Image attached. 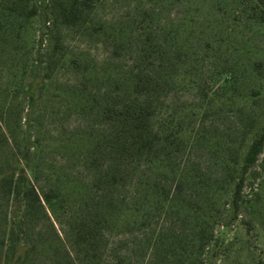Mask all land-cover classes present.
I'll return each instance as SVG.
<instances>
[{"label":"trees","instance_id":"obj_1","mask_svg":"<svg viewBox=\"0 0 264 264\" xmlns=\"http://www.w3.org/2000/svg\"><path fill=\"white\" fill-rule=\"evenodd\" d=\"M96 2L0 0V49L14 58L19 53L22 30L32 31L38 3L45 20L38 39H28L30 64L24 71H29L30 75L23 87V99L27 102L23 130H20L23 117L19 107L9 103L0 105V110L6 114L4 122L0 121V150L7 145L14 159L5 169H0V188L11 195L14 207L11 228L5 237L7 243L1 240L6 249L0 264H36L35 260L45 261L44 264H139L138 260L116 250V257L109 260L111 263L102 259L99 250L106 236L104 230L118 226L146 227L156 213L176 217L182 228L162 229L153 235L148 264H207L208 250L212 244L214 248L218 244L214 226L222 217L221 209L230 204L229 219L238 216L246 175L264 152V120L260 122L261 116L255 113L258 93L254 92L249 106L243 103L237 107V111L247 117V122L239 126L241 140L236 142L231 136H221L213 144L207 140L211 150L217 147L230 153L229 157H216L219 171L215 175L200 166L176 162V154L183 145L195 147L207 137V132L196 123L201 112L199 106L192 107L189 113L177 110L162 117L161 122H154L168 93L188 87L202 88L192 75L188 59L189 55H195L194 61L199 63L198 53L193 54V48L187 47L180 28L171 27L160 34L145 30L144 38H138L134 47L129 43L130 31L107 32L115 51L123 50L127 56L132 55L131 60H127L129 63L89 70L78 58H72L71 65L83 72L82 83L94 81L97 87L84 90L78 82L65 89L73 95L68 106L94 119L88 127L72 133L57 146L83 156L91 170L90 178L86 186L67 180L73 187L69 194L62 191L64 182L45 191H40L34 183L40 170L36 159L39 140L34 133L38 104L48 74L45 72L39 79L32 74L45 68H41L43 58H46V69L64 61L66 52L58 36V25L99 29L90 25ZM231 2L249 20L264 24V0ZM48 18L52 20V28L47 26ZM100 29L106 33L105 29ZM47 35L50 37L46 38ZM36 42L38 46L33 51ZM235 78L230 71L221 81L218 100L234 104ZM216 97H211V101ZM242 99L250 98L244 95ZM10 115L14 117L10 119ZM248 139L244 151H240ZM234 144L236 150H233ZM119 188L127 190L122 194ZM75 194H80L77 198L80 208L77 216H71L69 221L73 251L53 226L51 233L31 232L36 219H49L45 204L55 212L57 199L63 202ZM228 196H231L229 202ZM214 256L215 250L211 253V257Z\"/></svg>","mask_w":264,"mask_h":264},{"label":"rangeland","instance_id":"obj_2","mask_svg":"<svg viewBox=\"0 0 264 264\" xmlns=\"http://www.w3.org/2000/svg\"><path fill=\"white\" fill-rule=\"evenodd\" d=\"M49 21L47 26L52 28V20ZM44 22L42 7L38 3V14L32 19V31L24 29L21 32L17 57L0 49V105L9 103L19 107L20 116L23 117L20 130L24 129L27 113L23 87L30 75L29 71H24L26 65L30 64L28 52L31 44L28 39H38ZM90 25L99 29L58 25V36L65 46L64 61L46 69V58H43L41 68H45L32 74L38 79L45 72L48 74L38 104L34 133V137L39 140L36 159L40 170L33 180L40 191L64 182L61 189L69 194L73 187L67 180L83 185L89 181L91 170L84 157L77 152L74 154L73 151L59 149L57 144L69 138L72 133L88 127L94 119L68 106L73 95L65 89L78 85V82L82 83L83 78V72L71 65L72 58H78L89 70L129 63L127 60L132 58L123 50L115 51L113 40L107 33L109 31L116 30L122 34L130 31L129 43L134 47L138 38H144L145 30L150 34H160L171 27L175 30L180 28L187 47L193 48V54L198 53L199 63L194 61L195 55H189L188 59L191 61L192 75L198 79L202 88L188 87L168 93L164 106L154 118V122L158 123L162 117L177 110L189 113L194 106L201 108L196 123L207 132V137L202 139L201 145H183L176 154L177 163L200 166L207 173L215 175L219 171V165L215 164L216 157H229L230 153L229 150L217 147L211 150L208 142L213 144L221 136H231L236 142L241 140L242 129L239 126L247 122V117L239 113L237 107L243 103L249 106L254 92L258 93L255 113L261 116L260 122L264 120V24L249 20L245 14L237 11L231 0H97L91 13ZM100 28L105 29L106 33ZM191 43L198 44V47ZM37 46L36 42L33 51ZM32 58L35 59V54H32ZM230 71L236 76L232 92L235 96L234 104L223 103L216 97L221 91V81ZM82 87L84 90H92L97 86L94 81H85ZM214 95L216 99L211 101ZM244 95L250 99L242 101L241 96ZM207 105L210 108H206ZM4 117L6 114L1 109V122H4ZM13 117L9 116L10 119ZM249 141L245 142L240 151H244ZM236 149L237 145L234 144L233 150ZM8 162H14L12 152L7 145H3L0 150V169L6 167ZM118 190L124 194L127 189ZM79 196L75 194L63 202L57 199L55 212L45 204L49 219H36L32 223L31 232L51 233L54 232L53 226L73 251L69 221L71 216L78 214ZM227 199L229 202L231 196ZM13 208L11 195L0 188V261L6 249L1 240H5L11 228ZM221 210L222 217L214 226L218 244L215 248L212 244L208 250L205 256L207 264H264V152L246 175L238 216L229 219L230 204ZM152 217L146 227L118 226L113 230H104L106 236L99 250L102 259L110 262L116 257V250L138 260L139 264H148L153 235L162 229L182 228V223L172 215L156 213ZM4 242L7 243V240ZM213 250L216 256L212 258ZM137 254L139 257H136ZM43 262L35 260L36 264Z\"/></svg>","mask_w":264,"mask_h":264}]
</instances>
